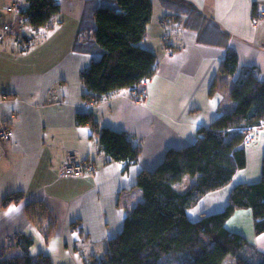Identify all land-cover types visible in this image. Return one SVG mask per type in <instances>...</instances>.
Segmentation results:
<instances>
[{
	"label": "crops",
	"instance_id": "0c3cea01",
	"mask_svg": "<svg viewBox=\"0 0 264 264\" xmlns=\"http://www.w3.org/2000/svg\"><path fill=\"white\" fill-rule=\"evenodd\" d=\"M13 2L0 0V9ZM19 2L24 9L29 4ZM113 4L59 0L57 16L37 30L25 17L0 11V94L5 96L0 128L10 133L0 138V203L10 193L23 194L18 203L0 208V252L5 239L19 232L32 239V255H47L52 264H86L89 256H102L142 198L138 174L155 168L168 148L193 143L199 127L230 111V87L243 69L257 68L264 81V19H253L264 0H152L142 45L156 54V64L141 85L145 99L119 89L85 109L80 73L101 53L91 40L94 11ZM16 22L19 27L11 32ZM227 49L238 56L233 75L220 72ZM78 112H90L99 126L125 132L140 147L137 162L124 170L122 162L110 160L92 126L77 123ZM244 145L245 165L228 184L189 207L190 220L222 210L236 184L259 180L264 125ZM69 156L90 159L93 172L60 176ZM194 180L188 179L184 189ZM29 209L36 211L33 220ZM226 227L264 253V231L254 233L250 209L237 208Z\"/></svg>",
	"mask_w": 264,
	"mask_h": 264
},
{
	"label": "trees",
	"instance_id": "16d2710c",
	"mask_svg": "<svg viewBox=\"0 0 264 264\" xmlns=\"http://www.w3.org/2000/svg\"><path fill=\"white\" fill-rule=\"evenodd\" d=\"M152 8V0H114L113 6L94 11L96 26L91 40L101 53L80 73L87 103L98 102L119 89L134 95L154 74L156 54L142 45ZM58 12L59 0H29L20 15L37 30L49 25ZM237 69L238 56L227 49L220 72L233 75ZM230 97L233 108L219 114L209 126L199 127L193 143L168 148L155 168L138 174L136 184L142 200L129 210L122 229L107 241L102 256H91L86 264H158L160 260L161 264L163 260L166 264H222L228 254L233 255L235 264H264L263 252L226 227L237 208H248L254 233L264 231V154L259 180L236 184L222 210L196 221L186 212L203 195L228 184L245 165L242 128L264 120V81L257 68L243 69L230 87ZM76 120L92 126L99 148L110 160L122 162L124 170L137 162L140 147L125 132L99 126L90 112H78ZM185 175L195 180L179 190L175 184ZM22 199L23 194L10 193L3 197L0 208ZM35 216L36 211L29 209L28 218ZM15 235L16 252L1 251L0 264H52L49 256L29 252L33 243L29 236ZM173 251L175 255L166 258Z\"/></svg>",
	"mask_w": 264,
	"mask_h": 264
},
{
	"label": "built area",
	"instance_id": "2783aa9c",
	"mask_svg": "<svg viewBox=\"0 0 264 264\" xmlns=\"http://www.w3.org/2000/svg\"><path fill=\"white\" fill-rule=\"evenodd\" d=\"M1 8L2 10H5L7 12L17 14L18 11L22 8V5L20 2L19 3L13 2L10 5H4ZM257 18L264 19V8L258 7L257 10L254 9L253 19L256 20ZM3 28L4 30H8L9 25L6 24ZM164 39H167V36H164ZM134 97L140 101H143L146 97L145 87H142L140 91L134 93ZM90 104L91 103H86L84 105L85 109H88ZM262 125H264V120H260L257 124L247 125L242 128V130L245 133L243 139L244 144H247L252 140L254 134ZM0 137H2V139H8L10 137L9 131L6 128L3 127L0 128ZM93 170H94V166L90 159H84L78 161L74 157L69 156L66 163L60 168L59 175L69 176V177H79L86 173H92Z\"/></svg>",
	"mask_w": 264,
	"mask_h": 264
},
{
	"label": "rangeland",
	"instance_id": "374dc122",
	"mask_svg": "<svg viewBox=\"0 0 264 264\" xmlns=\"http://www.w3.org/2000/svg\"><path fill=\"white\" fill-rule=\"evenodd\" d=\"M0 11H2V12H5V13H10V12H7V11H5V10H2V8L0 9ZM21 11H22V8L18 11V15H20V13H21ZM14 14V13H13ZM6 24H4L3 25V27L5 26ZM7 25H9V27H10V24H8L7 23ZM17 27H19V23L18 22H16V23H14L13 24V27H12V31L11 32H13V30H15V29H17ZM16 33V32H15ZM165 36H167V35H165ZM164 38V37H163ZM167 38H168V36H167ZM146 81H144L143 83H145ZM5 97L3 96V94H0V100H2V99H4ZM1 139H2V137H0ZM186 178L183 180V182H181V183H179L178 184V186H177V188L178 189H184V186H186L187 185V181H188V179H191V176H189V175H186L185 176ZM143 198V197H142ZM142 198H141V200H142ZM41 219V218H40ZM41 221H43L44 222V220H42L41 219ZM257 235V234H256ZM15 234L13 235V237H7L6 239H5V241H4V248L1 250L2 252L4 251V250H6L7 252H8V254H10V253H12V254H14L15 252H16V247L14 246V241H15ZM169 255H175V251H173V252H170V254H167L166 255V258H171V256H169ZM96 256H101V253L99 252V253H97L96 255H94V257L96 258ZM88 258H91V256H89ZM165 258V259H166ZM165 263V261L163 260V263L162 264H164ZM158 264H161V260L160 261H158ZM166 264V263H165ZM171 264H172V262H171ZM222 264H235V259H234V257H233V255H231V254H228V255H226V257H225V259H224V261L222 262Z\"/></svg>",
	"mask_w": 264,
	"mask_h": 264
},
{
	"label": "bare ground",
	"instance_id": "6f19581e",
	"mask_svg": "<svg viewBox=\"0 0 264 264\" xmlns=\"http://www.w3.org/2000/svg\"><path fill=\"white\" fill-rule=\"evenodd\" d=\"M16 3H19V0H15ZM21 3V2H20ZM256 10L258 9V7L255 8Z\"/></svg>",
	"mask_w": 264,
	"mask_h": 264
},
{
	"label": "snow or ice",
	"instance_id": "6c2138e0",
	"mask_svg": "<svg viewBox=\"0 0 264 264\" xmlns=\"http://www.w3.org/2000/svg\"><path fill=\"white\" fill-rule=\"evenodd\" d=\"M10 211H11V209H10Z\"/></svg>",
	"mask_w": 264,
	"mask_h": 264
}]
</instances>
